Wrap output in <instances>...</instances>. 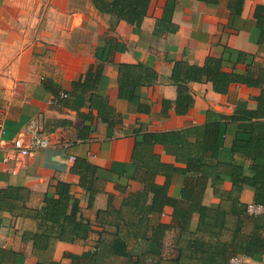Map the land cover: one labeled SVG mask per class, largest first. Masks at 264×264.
<instances>
[{
  "label": "crops",
  "instance_id": "obj_1",
  "mask_svg": "<svg viewBox=\"0 0 264 264\" xmlns=\"http://www.w3.org/2000/svg\"><path fill=\"white\" fill-rule=\"evenodd\" d=\"M210 57L229 73L228 86L217 91L211 80H189L184 85L194 101L179 111L175 63L204 66ZM121 63L141 64L142 76L136 68L134 79L143 81L121 88ZM262 96L264 0H151L140 26L101 10L94 0H0V188H25L12 209L0 208V246L10 256L2 264H72L71 254L95 251L102 238L112 239L117 226L97 213L111 197L120 206L132 190L144 187L139 176L146 167L137 160L150 164L148 176L166 184L170 196L180 197L186 181L200 174L188 170V158L208 112L250 115ZM39 128L51 139L48 147L16 163L3 160L14 137ZM150 132L167 133V141H143L135 151ZM243 134L229 120L219 158L251 176L253 159L233 149L239 135L248 136ZM83 160L97 166L96 173L82 171L84 183L77 172ZM155 162L176 170L170 178L165 171L152 175ZM222 178L217 191L209 179L204 203L221 201L222 191L233 188L230 176ZM59 181L72 185L68 212L77 202L78 217L90 225L73 240L57 238L59 224L44 216L46 196L59 195ZM240 198L254 201L255 188L244 183ZM152 199L150 192L146 203ZM173 210L165 205L160 219L170 222ZM198 219L196 212L192 223ZM176 235L175 227L165 231L164 260L178 256ZM260 259L251 258L252 264Z\"/></svg>",
  "mask_w": 264,
  "mask_h": 264
},
{
  "label": "trees",
  "instance_id": "obj_2",
  "mask_svg": "<svg viewBox=\"0 0 264 264\" xmlns=\"http://www.w3.org/2000/svg\"><path fill=\"white\" fill-rule=\"evenodd\" d=\"M94 1L101 10L140 26L147 15L151 0ZM241 54V51L238 52L237 58L242 57ZM220 67V61L212 57L204 66L192 65L184 61L175 63L172 79L179 83L177 99L179 111L184 112L194 101L184 85L189 80L207 79L213 82L215 90L226 89L231 77ZM136 68H139L137 72L142 76L141 64L121 63V88L143 81L142 77L134 79ZM258 107V110L250 115L237 113L229 116L216 111L208 112L206 122L201 125L200 141L198 144H193L188 158V170L198 169L200 174L197 179L186 181L180 197L170 196L166 184H159L152 176H148L150 164L143 159L137 160L146 167L139 176L144 185L143 190H132L123 198L120 206H116L111 197L108 207L97 213L100 221L115 224L117 232L112 239L102 238L95 251L71 254L72 264H227L234 254H244L253 259L261 258L264 254V220L260 216L249 215L247 204L240 198L243 184L248 183L255 188L254 201L264 203V96L259 99ZM229 120L237 121L239 131L248 135L247 137L239 135L233 144V149L245 152L253 159L254 163L251 167L254 174L251 176L245 175L243 167L219 158V148L222 146L221 135L225 132ZM166 135L167 133H145L142 141L137 143L135 151L143 141L149 144L166 142ZM135 151L133 160L137 159ZM79 164L81 169L77 172L80 173L81 181L84 183L82 171L96 173L97 166L86 160ZM175 170L176 168L170 169L166 165L158 166L155 162L153 172L150 173L154 175L158 171H165L170 178ZM224 175L232 178L233 188L222 191L221 201L204 203V192L209 179L212 178V184L217 191L223 184ZM71 188L70 183L59 181L57 183L59 195L46 196L44 216L46 220L59 224V232L56 236L59 239L73 240L86 235L90 229V225L77 215V202L73 204L71 212H68ZM24 190V187L15 185L0 188V208L12 209L14 202L20 198ZM150 192H153V199L147 204L146 198ZM165 205H172L174 208L170 222L160 219ZM124 206L128 207L127 211H123ZM196 212L199 219L195 225L192 223V218ZM172 227L177 229L174 244L178 249V256L164 260L163 237L165 231ZM130 241H135L134 246L130 247ZM35 245L44 248L48 246L44 243H35ZM9 258L7 249L0 246V264ZM14 260L16 261L15 257ZM36 264L60 263L55 260L38 259Z\"/></svg>",
  "mask_w": 264,
  "mask_h": 264
},
{
  "label": "built area",
  "instance_id": "obj_3",
  "mask_svg": "<svg viewBox=\"0 0 264 264\" xmlns=\"http://www.w3.org/2000/svg\"><path fill=\"white\" fill-rule=\"evenodd\" d=\"M67 92H62L61 96H67ZM4 130V125L0 121V132ZM51 144V139L42 128L36 129L27 136L21 132L12 139L11 146L5 150L3 160L5 162H18L23 156L30 155L33 151L46 148ZM75 155H70V160H75ZM13 171H15L13 169ZM247 213L251 216H260L264 220V203L251 201L247 203ZM227 264H252L251 258L244 254L232 255ZM259 264H264V254Z\"/></svg>",
  "mask_w": 264,
  "mask_h": 264
}]
</instances>
